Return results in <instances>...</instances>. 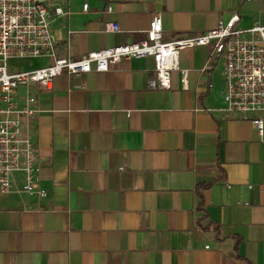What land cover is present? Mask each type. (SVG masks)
<instances>
[{
	"label": "crops",
	"instance_id": "1",
	"mask_svg": "<svg viewBox=\"0 0 264 264\" xmlns=\"http://www.w3.org/2000/svg\"><path fill=\"white\" fill-rule=\"evenodd\" d=\"M51 3L69 11L51 29L71 58L144 39L155 14L164 40L234 12L237 27L264 25V0ZM41 60L26 69L50 63ZM153 66L121 59L31 86L39 112L24 131L45 195L22 192L21 172L0 195V264H264V131L251 122L261 114L219 110L225 59L210 46L180 51L186 89L178 71L168 89L149 88Z\"/></svg>",
	"mask_w": 264,
	"mask_h": 264
},
{
	"label": "built area",
	"instance_id": "2",
	"mask_svg": "<svg viewBox=\"0 0 264 264\" xmlns=\"http://www.w3.org/2000/svg\"><path fill=\"white\" fill-rule=\"evenodd\" d=\"M87 7L84 4L83 10ZM110 10L108 7L107 11ZM68 14V10L53 6L51 0H0V195L10 192L17 172L23 175L22 192L45 195L38 188V152L30 134L24 131L25 123L39 112L38 97L31 86L51 89L54 78L60 74L80 76L106 71L110 63L121 59L152 58L149 88L168 89L172 72L178 71L182 88L186 89L187 70L179 66L180 51L210 46L211 57L222 55L225 59V89L219 110L227 114H261L251 122L259 133L264 131V25L237 27L239 15L234 12L228 20H219L205 32L164 40L161 17L155 14L144 39L71 58L57 54V37L51 29L52 17ZM106 29L118 31L119 26L112 22ZM32 57L48 58L50 63L10 71L9 59ZM21 88L24 94L19 100Z\"/></svg>",
	"mask_w": 264,
	"mask_h": 264
},
{
	"label": "rangeland",
	"instance_id": "3",
	"mask_svg": "<svg viewBox=\"0 0 264 264\" xmlns=\"http://www.w3.org/2000/svg\"><path fill=\"white\" fill-rule=\"evenodd\" d=\"M44 62L41 58H14L8 60L10 71L23 70L28 67Z\"/></svg>",
	"mask_w": 264,
	"mask_h": 264
}]
</instances>
